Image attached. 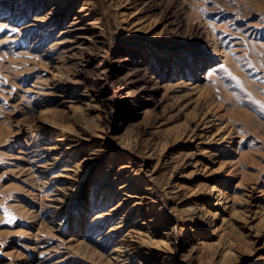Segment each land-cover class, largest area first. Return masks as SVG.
<instances>
[{"label": "rangeland", "instance_id": "374dc122", "mask_svg": "<svg viewBox=\"0 0 264 264\" xmlns=\"http://www.w3.org/2000/svg\"><path fill=\"white\" fill-rule=\"evenodd\" d=\"M0 28V264H264V0H0Z\"/></svg>", "mask_w": 264, "mask_h": 264}, {"label": "bare ground", "instance_id": "6f19581e", "mask_svg": "<svg viewBox=\"0 0 264 264\" xmlns=\"http://www.w3.org/2000/svg\"><path fill=\"white\" fill-rule=\"evenodd\" d=\"M198 68V67H197ZM218 67H215V66H213V65H210V66H208L207 67V70H206V72H205V74H204V76H203V78H208V79H212L213 77H216V73H213L214 72V70L215 69H217ZM198 71H197V69L196 68H194V72H193V74H195V73H197ZM206 83H208V82H206ZM219 181L217 180V181H215L214 183H212L211 184V195L212 196H215L216 195V193L217 192H219V193H221L222 192V188H221V186H219ZM122 186H124V187H127L128 185H127V183L126 182H124V183H122ZM171 192H173V190L171 189ZM219 195V194H218ZM207 212V211H206ZM150 222H152L151 220H149ZM218 233H219V231H217V229H216V227H213L212 228V232H211V235L212 236H215V235H218Z\"/></svg>", "mask_w": 264, "mask_h": 264}, {"label": "snow or ice", "instance_id": "6c2138e0", "mask_svg": "<svg viewBox=\"0 0 264 264\" xmlns=\"http://www.w3.org/2000/svg\"><path fill=\"white\" fill-rule=\"evenodd\" d=\"M0 31H3V28H0ZM229 75H231V73H229ZM233 79H235V77H233ZM237 83L239 84V81H237ZM241 87H243L242 85H240ZM258 103V102H257ZM261 109L264 110V105H260ZM5 223H12L11 219H8L6 221H4Z\"/></svg>", "mask_w": 264, "mask_h": 264}]
</instances>
